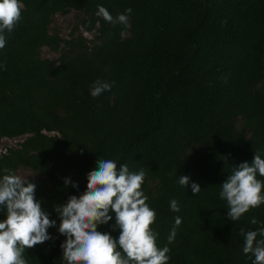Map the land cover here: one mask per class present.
Returning <instances> with one entry per match:
<instances>
[{
	"label": "trees",
	"instance_id": "trees-1",
	"mask_svg": "<svg viewBox=\"0 0 264 264\" xmlns=\"http://www.w3.org/2000/svg\"><path fill=\"white\" fill-rule=\"evenodd\" d=\"M21 3L0 49V138L22 139L0 153V176L19 167L40 173L28 180L58 227L54 209L86 190L97 159L126 164L145 172L141 188L156 212L157 245L170 249L167 264H252L241 229L264 227V204L231 221L219 193L236 165L264 159V0ZM98 6L113 17L131 8V27L107 23ZM69 10L80 17L68 37L49 31ZM42 47L58 56L41 57ZM97 80L114 84L93 98ZM180 175L189 177L185 188ZM110 214L97 230L118 238ZM57 227L25 251L27 264H67Z\"/></svg>",
	"mask_w": 264,
	"mask_h": 264
},
{
	"label": "clouds",
	"instance_id": "clouds-1",
	"mask_svg": "<svg viewBox=\"0 0 264 264\" xmlns=\"http://www.w3.org/2000/svg\"><path fill=\"white\" fill-rule=\"evenodd\" d=\"M21 0H0V49L6 45L5 32H12L21 19ZM117 14L113 17L103 6H98L96 16L112 25L130 28V14ZM124 35V33H121ZM114 82L97 80L90 88V95L96 98L105 91H111ZM0 176V264H27L24 253L27 249L52 239L47 231L57 227L56 221L49 218L36 198V185L27 177H21L4 169ZM264 159L254 154L251 162L235 166L231 175L221 183L220 199L227 202L226 215L231 221H238L251 208L264 204ZM87 188L77 195H70L54 211L60 218L57 231L66 239L60 245L62 257L67 264H167L169 247H158L157 233L151 229L156 219L142 191L145 172H131L126 164L119 167L114 160L96 161L94 170L88 172ZM69 183L78 187L68 178ZM178 183L184 188L189 184L187 175H180ZM193 194L201 190L199 184L192 182ZM170 209L179 211L178 202L170 201ZM113 229L118 228V238L108 232L98 231V225L107 224L113 219ZM181 218L175 219L179 226ZM251 223L256 224L255 218ZM243 253L254 257L252 264H264V227L244 232ZM260 236L261 239H257ZM175 237V227L168 241ZM119 249V250H118Z\"/></svg>",
	"mask_w": 264,
	"mask_h": 264
},
{
	"label": "rangeland",
	"instance_id": "rangeland-1",
	"mask_svg": "<svg viewBox=\"0 0 264 264\" xmlns=\"http://www.w3.org/2000/svg\"><path fill=\"white\" fill-rule=\"evenodd\" d=\"M80 14L74 10H69L66 14H55L52 17L49 31H55L62 38L68 37V34L73 26L76 25L77 19ZM78 33V30L76 31ZM83 36H86L84 33ZM40 56L43 58L54 59L58 56V52L49 51L46 47L40 49ZM22 137L17 138H0V151L5 147H14L17 142L20 141ZM15 174L21 177L35 178L42 177V175L29 168L19 167L16 169Z\"/></svg>",
	"mask_w": 264,
	"mask_h": 264
},
{
	"label": "built area",
	"instance_id": "built-area-1",
	"mask_svg": "<svg viewBox=\"0 0 264 264\" xmlns=\"http://www.w3.org/2000/svg\"><path fill=\"white\" fill-rule=\"evenodd\" d=\"M3 150H4V149H3ZM3 150H2V151H3ZM2 151H0V153H1Z\"/></svg>",
	"mask_w": 264,
	"mask_h": 264
}]
</instances>
